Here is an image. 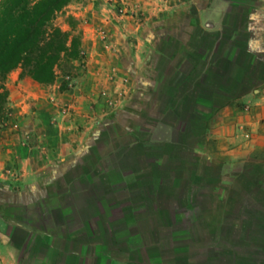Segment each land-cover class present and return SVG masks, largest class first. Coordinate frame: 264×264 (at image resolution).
Segmentation results:
<instances>
[{
    "label": "rangeland",
    "instance_id": "374dc122",
    "mask_svg": "<svg viewBox=\"0 0 264 264\" xmlns=\"http://www.w3.org/2000/svg\"><path fill=\"white\" fill-rule=\"evenodd\" d=\"M162 1H164V8L152 13V9L155 10L156 6L160 7L163 4L161 0H74L56 17L55 23L64 30H70L69 19L75 22L74 33L80 36L81 45L85 40L82 31L88 28L87 26L92 21L90 17L93 16L95 21L104 23L98 34L95 35V41H111L124 44L128 40L130 43L131 40L136 41L139 39V41L145 40L153 48L150 50L149 58L150 62L153 65L155 64L154 69L158 71L154 94L146 95L144 92L142 95L140 93L142 86L136 76V78L132 79V88L128 93L130 98L128 100L125 99V102H123V97L118 98L119 102L116 103L117 105H113V108L108 110L110 112L113 109H117L118 114L110 113L101 119H97L101 124H93L91 129L87 132L85 131V134L79 122L82 119L74 108L78 103L73 100L71 102L67 100L69 99L67 95H72L80 86V75L83 73L82 66L85 65L87 60V55L83 48L80 51L81 58L71 66H65L63 71L58 70V76L53 83L40 85L31 81L27 87L23 88L26 91H20L22 98L18 101L14 100L13 95L17 93L14 94L13 91H17L15 87L19 81L7 86L5 80L8 93L9 95L11 94L10 97L8 96V103L11 109L10 115L13 125L0 139V264H8L11 260H13L11 261L13 264H16L15 262L17 264H42V261H36V259L40 260V258H35L34 260V255L42 254L46 250L43 244L40 243L42 241L31 243L34 238L38 239L37 235L41 232L33 226L30 229L32 231L31 235L15 232L13 224L19 220V214L17 215L18 208H6L11 202L24 197L23 195L27 194V191H30L32 187L39 189L35 193L37 196L45 195L49 197L52 187L63 185L62 182L66 178L80 174V172H86L87 175H90L93 171L96 173L105 170L104 172L106 173L116 172V169H121V174L124 177H127L128 174L133 175V173L137 176L145 174V171L140 168L141 159L137 158V161L134 162L133 158L128 155V145L124 144L128 140L130 141L131 138L126 136L127 133L124 135L122 125L125 124V127H129L133 134L142 136L145 125L149 127V125L152 126L155 123L153 120L148 122L144 120L146 109L149 107L158 109L160 106L159 93H163V84L172 76L171 64L174 54L172 56L171 54L177 44V31L184 30L188 26L186 21L182 20L180 22L178 16L181 15L182 17L188 15L189 12H193L188 3L177 7L174 0ZM260 2L264 3V0H260ZM256 3L257 0H254V4ZM98 18L104 19L105 22L98 20ZM108 21H111L108 25L114 29L110 31L115 37H112V33L106 30ZM119 26H121V33L118 29ZM260 26H264V23H260L257 27L258 29L256 30L258 32L256 33L259 34L256 36L261 37V40L264 41V28ZM134 28H137L138 35L134 34ZM256 36L251 38L249 42L251 45H255V42L258 41ZM86 40L93 41L92 37ZM170 56L171 61L169 64L165 58H170ZM261 57L264 58V50L261 52ZM119 95L124 96L121 93L117 94V96ZM104 98V100L101 99L102 103H106L108 100L106 97ZM113 111L115 112V110ZM138 119H142V122ZM122 135L124 138H122ZM83 136L91 139L93 144L81 149L80 141L82 142ZM113 137H118L120 142L116 143ZM66 142L67 144L64 146ZM99 157L101 162L94 163L93 159ZM112 165H115V167ZM97 181L98 187L94 186L96 188L93 191L95 192L94 197L101 200V197L103 199V197L107 196L105 192L108 190L109 185L105 184L107 181L103 176L99 177ZM189 183L187 178L183 179L179 185H173V188H170L171 191L164 193L163 198L166 203H160V211H163L161 216L154 215V213L151 214L150 207L145 211L144 220L139 223L144 228V244L150 241L148 237L150 232L148 231L152 223L159 222L167 225V223H172L174 219L175 224L170 232H167L169 227H164L156 234V243H153L152 248H144V259L151 261V259L159 257L163 261L162 264H170L171 259L184 255L189 260L187 261L189 264H206L205 262L208 260L207 257L210 253L214 249L218 251L216 240L212 241L211 237L203 238L204 236L202 237L201 235H204L206 232L204 230H206L208 225L219 219L215 215L218 212L216 208H220L224 202L216 205L208 204L206 195L210 188L202 186L203 193L194 197L198 198V206L202 210L201 212H196L192 203L193 195L189 194L188 190ZM167 186L172 185L169 184ZM140 193H142L141 189L132 190L128 197L134 200L138 198ZM124 195L122 192L113 195V198H119L121 202L117 203L120 206L113 203L116 208L113 210L109 209L112 214L110 215L111 217H109V212L105 209L103 202L100 201L102 207H99L97 215L89 218L88 229L90 230L93 228L90 223L96 224L98 218L100 219L101 217L108 216L114 224H100L98 227H94L100 233V235L98 234L99 239L102 238L104 241L107 234L111 237L117 236L119 238L127 233L130 224L129 220H123L124 216L121 214L123 209L136 207L141 212H144L146 201L143 198L134 206L133 201L124 200ZM28 196L30 199L31 194L25 195L26 198L24 199L26 200ZM113 198H109L110 201H113ZM107 201L109 200L107 199ZM5 208L8 211V217L11 216L10 213L12 212L14 216L2 220V213ZM236 212L234 211L225 218V221H230L232 224L238 223ZM21 222L27 223L24 218H22ZM135 228L131 227L129 229L132 231ZM207 228L211 229L212 227L208 226ZM60 232L63 233L61 230ZM5 240L8 241L9 249L14 247L17 250L13 259L10 257L8 248L2 245ZM121 242H123L122 239L120 240ZM102 243L100 242L99 244L101 245ZM139 243L141 241H137L131 246L133 247L134 244L137 245ZM185 249L187 252L184 254L182 252ZM106 253L108 254V259L111 258V252ZM213 257L216 259L211 258L213 260L211 264H226L224 256L219 257L213 254ZM154 260L156 261V259ZM55 262H59V264H78L77 260L73 261L72 259H63L61 257L56 258ZM183 262L181 261L182 264ZM154 263L151 262L150 264ZM81 264H86V262L82 261Z\"/></svg>",
    "mask_w": 264,
    "mask_h": 264
},
{
    "label": "crops",
    "instance_id": "0c3cea01",
    "mask_svg": "<svg viewBox=\"0 0 264 264\" xmlns=\"http://www.w3.org/2000/svg\"><path fill=\"white\" fill-rule=\"evenodd\" d=\"M161 2L163 4L160 7L156 6L155 10L152 9V13L164 8V1L161 0ZM174 2L177 7L188 3L193 10L188 15L178 16L180 22L183 20L188 23L184 30L177 31V44L173 49L172 64L175 68H178L180 64L185 65L184 57L190 50V40L196 26L206 33L223 31L224 23L230 17L228 14L230 1L174 0ZM263 17L264 3L257 0L256 6L246 12V20L249 23L248 28L251 33L250 40L253 36L259 34L256 33L258 32L256 29H258L260 23L263 24L260 21ZM90 18L92 19L89 24L91 27L87 26L88 28L82 31L85 40L81 48L86 52L87 60L85 65L82 66L83 73L80 75V86L72 95H67L69 102L73 100L78 103L74 108L82 119L79 122L84 134L85 131L87 132L92 128L93 124L100 123L97 119H101L110 113L118 114L117 109H113L115 112L113 110L108 112V110L113 108V105H117L118 98L123 97V102H125V99L130 98L128 93L132 88V79L138 77L142 86L140 92L142 95L144 92L146 95H151L154 94V86L157 83L158 75V71L154 69L155 64L153 65L149 58L150 50L153 48L145 40H131L130 43L128 40L124 44L111 41H95L94 37L104 23L95 21L93 16ZM98 20L105 22L102 18H98ZM109 23L111 21L106 23V30L112 33L110 30L113 31L114 29L108 25ZM120 27L118 28L119 32ZM260 27L264 28V26ZM133 31L134 34H137V28H134ZM111 35L115 37L113 33ZM90 37L93 41L86 40ZM256 38L258 41L255 42V47L251 48L250 43L248 47L249 50L256 53V62L263 66V72L258 73L257 71L255 74H246L243 70L239 71V61L235 60L237 67L233 69L230 77L227 78L231 82L239 83L241 88H234L235 91L232 89V93V90L225 92V97H221L225 99L224 103L214 105L212 110H210V103L206 105L208 108L203 107V109L197 105V109L199 107L202 112L212 113V116L205 126L203 125L202 128L197 130L198 137L191 143L193 146L191 162L183 171V179L187 178L190 182L188 190L189 194L193 195L192 200L196 199L194 198L196 195L199 196L200 193H203L202 186H208L210 188L206 195L208 204L223 203L227 200L229 191L236 180L245 174L247 176L257 174L261 181L260 189L264 193V58L261 57V52L264 50L262 42L264 41L259 36H256ZM183 66L179 68L183 69ZM19 75L20 70L16 69L10 72L6 79L7 86L19 81L15 87L17 91H13L14 94L17 93L13 95L15 101L22 98L21 92L26 91L23 88L33 81L26 76L20 78ZM118 93L124 94V96H117ZM104 97L108 99L106 103H102L101 99L104 100ZM178 107L177 114L183 115L193 111L191 103L188 105V110L183 105ZM181 117H166L160 110L149 107L146 109L144 120L147 122L153 120L155 123L152 126L149 125V127L144 124V132H142L140 139L144 138L149 141L144 143L145 145L159 146L166 142L176 141L178 131L182 126ZM138 120L142 122V119ZM122 129H124V135L127 133L126 136L131 138L124 145L130 146L133 144L131 129L125 127V124L122 125ZM148 132H150L149 135ZM144 134L148 136L143 137ZM83 138L84 136L82 142L80 141L81 149L93 144L88 137ZM122 138H124L123 135ZM114 140H116V143L120 142L118 137ZM66 144L67 142L64 146ZM93 161L94 163L101 162V158H94ZM112 166L115 167V165ZM111 167L112 170L114 167ZM104 171L96 173L93 171L90 175H87L86 172H80V174L69 176L62 182L63 185L52 187L49 197L45 195L37 196L35 193L39 189L32 187L31 192L27 191V194H31L30 199L28 196L25 200L27 194H24V197H21L22 199L13 201L6 206V208H18V219L24 218L33 227L45 231L43 239L37 235L38 239L34 238L31 242L34 244L42 241L40 243L46 249L42 254L34 255V260L40 258L36 261H42V264H59V262H55V259L59 257L72 259L73 261L77 260L78 263L86 257H94L97 254L108 257L106 252L113 248V237L107 234L104 241L102 238L99 239L100 233L94 227H98L100 224L109 225L112 223L110 218L108 216L98 218L96 224L90 223L93 228L88 229L89 218L97 215L99 207H102L100 201L103 202L107 212L110 208L111 210L116 208L113 204L115 191L108 181L105 183L107 186L109 185L108 190L105 192L107 196L103 199L101 197V200L94 197L95 192L93 191L96 189L94 186L98 187L97 179L103 176L106 180L108 175L111 174L110 176H112L115 172L105 173ZM121 171V169H116V173L120 177ZM66 172L68 173V171ZM130 176L132 175L123 176V178ZM74 178L76 180H72ZM66 191L68 192L66 193ZM60 193L64 194L60 195ZM109 198H113V201H110ZM110 215H112L111 212H109V217H111ZM100 242L103 243L100 245ZM7 243L8 241L5 240L2 245L8 248L10 257L13 259L17 250L14 247L9 249ZM11 261L8 264H13ZM15 263L17 264V262Z\"/></svg>",
    "mask_w": 264,
    "mask_h": 264
},
{
    "label": "trees",
    "instance_id": "16d2710c",
    "mask_svg": "<svg viewBox=\"0 0 264 264\" xmlns=\"http://www.w3.org/2000/svg\"><path fill=\"white\" fill-rule=\"evenodd\" d=\"M72 1L74 0H0V139L13 125L8 103L9 93L5 85L9 73L19 69L20 78L26 76L40 85H49L58 76V70L63 71L65 66H71L81 58V39L74 33L75 22L72 19L68 20L70 30H64L55 23L58 14ZM229 1L230 17L224 23L223 31L206 33L196 26L190 40V50L184 57L185 65H179V67L183 66V69L175 68L171 64L172 76L163 84V93H159L158 110L166 117L182 116V126L176 141L166 142L160 146L145 145L148 140L140 139L141 136L132 133L133 144L127 146L128 155L134 162L137 158L141 159L140 168L145 174L138 176L133 174L123 178L122 174L120 177L114 172L115 174L112 176L110 174L106 178V181L112 182L110 186L114 188L115 194L122 192L125 194L124 200L133 201L134 206L141 198L146 201L144 212L136 207L121 211L123 220H129L130 227H128L136 228L132 231L128 228L127 233L122 237H113V248L109 250L111 258L97 254L94 257H86L78 264L82 261L86 264H150L151 262L162 264L163 261L159 257L154 258L156 261L144 259V248H152L153 243H156L155 236L162 228L169 227L167 232H170L175 224L174 219L167 225L152 223L148 231L150 241L146 242L147 244H144V228L139 223L143 222L145 211L149 207L151 214L161 216L163 211H160V203H166L163 198L164 193L171 191L173 185H179L183 180V171L192 159L191 143L198 137L197 130L205 126L212 116V113L202 112L199 107L197 109V105L203 109V107L208 108L206 105L210 103L212 110L214 105L224 103L225 99L221 97H225V92L241 88L239 83L231 82L227 78L237 67L235 60L239 61V71L243 70L246 74L263 72V66L256 62V53L248 47L251 33L246 12L256 4L254 0ZM260 21L264 23V17ZM262 43L264 48V42ZM250 47L253 48L255 45L250 44ZM171 56L165 58L168 63L171 61ZM190 103L193 105L191 113L187 112L183 115L176 113L179 105L185 106L188 110ZM148 135L144 134L143 137ZM169 184L172 186H167ZM260 184L257 174L240 176L231 187L225 204L216 208L218 212L215 215L219 219L208 225L212 228L209 229L207 226L204 230L206 232L201 235L204 236L203 238L209 236L212 241L217 242L218 251L214 249L210 253L206 264L212 263L211 258H215L213 254L224 256L226 264H264V193L260 189ZM139 189L142 190L139 194L140 199L139 196L134 200L128 197L132 190ZM197 199L196 197L192 203L195 211L201 212ZM119 202H121L119 198H114L113 203ZM234 211H237L238 223L225 221V218ZM7 214V209H3L2 220L14 216L13 212L9 217ZM21 220L13 224L15 232L31 235V223L24 224ZM36 228L41 232L39 236L43 239L45 231ZM121 239L124 243H120ZM137 241L141 243L132 247L131 244ZM186 252L185 249L182 253ZM181 261H184L183 264H189L187 263L189 260L184 255L171 259L170 264H182Z\"/></svg>",
    "mask_w": 264,
    "mask_h": 264
}]
</instances>
